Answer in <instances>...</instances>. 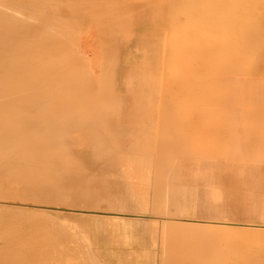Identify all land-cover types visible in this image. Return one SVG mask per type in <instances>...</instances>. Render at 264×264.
Instances as JSON below:
<instances>
[{"label":"bare ground","instance_id":"1","mask_svg":"<svg viewBox=\"0 0 264 264\" xmlns=\"http://www.w3.org/2000/svg\"><path fill=\"white\" fill-rule=\"evenodd\" d=\"M155 1L158 2V5H163L164 11H166V17H165L166 22L163 20L165 22L164 23L165 25L162 30L163 36L161 37L162 38L161 43H163V45L161 44L162 48H159L161 51H163V53L160 52L162 56V58L160 56L161 58L160 61H158V47L152 46V43L154 42L153 39H155L154 37H156L157 33L153 31L154 30L153 28H151L152 31L151 30L147 31L146 29L142 30V27H146V25L148 26L149 21H152V19L149 21L148 19L152 15L153 10L151 11L150 9L152 8L153 5L156 4ZM113 8H116V10L119 9L120 11L121 9H123V11L126 10L125 12L119 11L120 13L123 12V15L124 13L127 14V16L129 15L128 13L132 15H129L130 17L128 16V18L126 17V21L124 19L125 16L123 18L122 15L121 16L119 15V17H121L125 21L124 22L121 20V18L120 20L118 19L117 17L118 15H115L117 12H115L114 14L111 13L114 10ZM95 13H98L97 15L99 16L102 15V17L100 18L97 17V19H100L99 20L100 22H98L100 25V29L95 28V30L99 29L102 32L96 31V33H99V32L102 33L103 39L104 37H106L104 35L105 31L107 32L106 34L109 33V38H108L109 45H107L108 49L105 48L106 55L108 58L106 57L107 59H106L105 65L103 64V66L105 67L104 70L106 71V73L101 74V76L105 75L104 77L102 76V78H104V81L103 82L100 81L101 76L99 78L97 77L98 79L94 77L95 80L99 81V83L97 82L99 85L95 84L96 81L94 82V80H92L93 77H91L92 76L91 73H95L93 74L94 76L97 74L96 72L99 73V71L95 69L96 72H89L88 71L89 69L87 68H90V66L87 67V65L89 64L88 62H90V60L87 61V58L85 57L84 53L82 54L84 57L81 55V53L80 54L76 53L77 50H75L76 48H74L72 45L74 44L73 43L74 40H72L73 38L75 39L74 46L76 45L77 49L79 50L78 52L81 51L80 50L81 47H79V44H76V41L78 40L79 42L80 40L77 38L78 35H74L75 37L72 35L74 31L77 30L78 28L77 24L78 26L79 24H81L80 19L81 20L83 19V23L81 24L83 26L85 23V19L86 18L89 19L88 17L94 15ZM135 13H136V16H135ZM147 14L148 15L150 14V15L147 16ZM153 16L154 15H152L151 18ZM160 17L159 19H161ZM93 18H90L89 22L91 20L93 23V21H95L93 20ZM128 19H129L130 24L132 23L134 19L133 21L134 25L131 28L132 34L130 37L129 36L130 33L127 32L130 38L128 36H127L128 38H126L125 36L123 40L116 33L117 32L116 29L120 30V28H118L119 27L118 25H120V23L118 24V22L122 21L126 23L128 22L127 21ZM98 23H93V24H98ZM87 24H90V23L87 22ZM86 27H90V30L91 28L93 29V27L89 25L88 26L86 25ZM122 27L124 29L125 26L122 25L121 28ZM86 30H88V28H86ZM119 30H118V33H119ZM78 31L79 30L75 31V33L77 34L81 32L83 34L84 29L82 30L81 28L80 31L79 32ZM121 31L122 30H120V32ZM126 31L127 30L125 28L124 32H121V33L124 34ZM155 31H156V28H155ZM91 32H94V31H91ZM81 33H79L80 35L78 37L82 39L83 35L81 36ZM113 33H114V36H112ZM127 33L125 34L127 35ZM158 33H160V31H158ZM99 35L101 36V34ZM93 38H94L93 41H91V38H90V41L93 43V46H96V48L94 47L96 50L97 46H99V44H97L99 40L98 41L96 40L97 41L96 43L94 41L96 39L95 36ZM157 38L159 39V34ZM152 40L153 42L151 43ZM94 42L97 45H94L95 44ZM100 44L102 45V43ZM154 45H156V43ZM72 47L75 51L72 50ZM99 47L102 49L103 46L102 47L99 46ZM89 50L90 49H88V51ZM95 50L92 51L94 52V54L92 53L94 57H95L96 52L98 53V51H100V50L98 51H95ZM78 54L80 55V57ZM98 54H101V53H98ZM101 55H97V57ZM123 55H124V58H123ZM127 55H129L128 60H127ZM104 59H105V56H104ZM102 61L104 60L102 59ZM214 61H216L217 63L215 64ZM84 62H87L85 64L86 66L84 65ZM91 63H93L92 60H91ZM127 64H132V65H127ZM100 72H102V70ZM158 72H159V75L157 74ZM258 73L264 74V0H136L135 2H133V0L132 1L130 0H0V192H1L0 196H2L1 198L6 201V202L4 201L5 202L4 205H6L7 201H9L6 199H10V200L12 199L13 202L17 201L20 203V205L21 203L25 204L29 201L30 202L32 201L34 204L42 205L40 207L47 208L48 210L50 206H44V204L46 205L47 202L51 204H52V201L53 203L55 202L56 207L59 203L62 204V205L59 204V206L61 207H63V204H65L64 206H68L69 204L68 207L70 206L75 207L76 205H78L79 202H83V201L87 202V199H88L87 193L89 192L87 191L88 188L82 190L81 187L83 188L84 185H82L81 187L79 186L80 184H83V182L86 183L90 181L89 177L87 176V173L89 175L90 172H89V169L86 167L87 166L86 162H88L91 159L92 161L97 160L102 163H110L112 166H114V170H113L114 175L116 177L126 180V182L127 180H131V181L134 180L135 182L137 181L141 183L144 189L142 188L140 191V189H138L139 186L137 187L135 186V183H133V181L131 182L133 183V186L137 187L138 189V190L136 189V191L138 192L137 193L136 191H134L135 188L133 187L134 190H132V187H131V190L137 194L136 196L139 195V191L140 193H142L144 192L145 189L147 190V188H148L147 190V195H148L149 186H150L149 184L151 183V181H149L150 179L149 176L152 174V166L154 165V161H155V160L153 162L151 161L153 159L151 156L156 151V153L158 152L161 153V154L156 155V157L158 158L156 160L157 162L159 160L163 161L164 159L170 158V159H173V161H175L174 162L175 166L174 168L170 167V169L172 168L171 170L169 168L164 167V169H168V171L159 170L160 171L159 174H156V173L152 174V176L155 174L153 177L157 178L156 185L154 183L155 180L152 182V184L155 185V188L153 187L152 191L153 189H155L156 192L155 190L154 192L157 196H155L154 198L155 194L153 192L151 200H153V198L156 199V197H159L160 203L157 204L158 201L156 203L155 202L150 203L153 206H155L156 204L158 206L156 205L157 207L155 206L154 207L155 210H154V208L151 209L153 206L150 205L149 210L151 209V212L152 210H154L153 216H155V214L158 216L159 214L162 215V217H164V219L166 220H161L162 222L161 221L160 222L164 223V225L167 223L166 222L168 221L167 219L172 220L171 222H168L170 224L167 223L165 227L173 226V228H175L176 226H179L178 225L179 222L185 219L180 217L183 215L176 214V213L173 214V213L177 211L183 213V211L185 210V202L187 201V198L189 196L187 195V191L190 188L194 187L196 185L195 182L197 181L203 182L205 185L207 184L208 179L212 180V177L210 175H209L210 176L209 178H207L206 175H207V171L209 170L208 168H210L211 164H213L211 167L214 166V162H211V164H208L206 167L205 160L212 159L213 161L216 160L218 162V161H222L223 159L225 165L219 166V168L221 166L223 167V169L220 168V170H218L220 173H221V169L223 170L222 173L223 172L225 173L224 170H226L228 168L227 166L231 164L230 163L229 165H226L227 163L225 162V159L227 157L225 153L227 152V150H225L224 148L225 153L223 152L221 153L222 147L217 148L220 146H224V147L227 146L225 144L219 145L220 140L223 143L230 142L229 146H233L231 145L233 141L232 144H235L237 146L238 152L241 155V159H242L241 161L244 163L243 165L240 164L244 168V172L242 174L246 175L247 180H249V178L251 177L250 174H252L253 176L258 175V173H260L261 169L264 167V152H263L264 151V148H263L264 147V78L263 77L264 76L262 78H258V77L256 78ZM197 75H199V77L195 78ZM97 76H99V74ZM244 90L245 92L243 93ZM110 115H114V118L112 117L113 119L112 121L109 119V117H111ZM133 115H158L160 116L158 117V118H162L161 120L159 119L160 121L156 119L157 116H155V119L159 121L157 122V124L159 123L158 126L161 129L162 135L159 134L160 136L158 137L156 136L157 138L156 137L154 138L153 133H155L154 132L155 129L153 125L155 124V122L152 121L150 117H148V119H146L145 121H141L139 119L134 118ZM177 115H184V117L185 115H191V116L195 115L196 116L194 118L192 117L193 119L191 118V120H188L189 122L186 124L187 127L186 126L185 127H186V131L187 130L191 131V129H195V131L193 130L195 132L194 136L198 138L199 136H197V132H198L197 129L198 128L201 129L199 127L200 121H202L200 125L204 124V122L208 123L209 125H212L214 122V124L210 127V129L208 128L209 130L207 129V127H209V125L207 124L205 126L206 131H203L202 129L200 131H203L205 133L209 131V134L212 133L215 135L216 134L219 135V139L216 136L215 138L214 137L211 138L214 141H210V142L211 143L214 142V145H215L214 146L215 149H213V147L211 148L212 152L211 151L208 152L207 150L206 152L201 151V150L200 152H198V148L197 149L194 147L192 148V152H194V149H196V151L198 152V155L200 156V158L199 156L198 158L201 160V163L198 162L199 166L196 170H193V166L195 164L193 163L194 164L193 165L191 163L193 162L192 160L194 159L193 157L195 155L194 156L191 154L188 155L191 152V150L189 148L185 149L186 146L182 149L178 148V146H181L183 144V141H185L184 140L185 138L181 139L177 137L180 133L178 135H174V134L166 135L167 132H172V130L175 131L174 129L175 128L177 129V127H179L178 120L176 119ZM207 115L209 116L211 115L208 118L210 119L212 118L213 122H211L210 119L209 121L211 123L208 122ZM212 115H214V117ZM215 115H217V118L215 117ZM218 117L221 118V119L219 118V120L221 121L218 120V122L217 121L215 122V120L213 119L217 120ZM226 117H229L227 118L229 121L226 120L227 122L222 120L223 118H226ZM186 118L187 116L185 117V119ZM230 118L231 120L234 118L236 119H234L233 122L229 123L231 121ZM183 119L184 118H182V120ZM246 122L249 124L250 122H252L254 126H252V124L250 125L253 128L251 126H250L251 129H249L250 127H246V126H244L243 128V124ZM158 126H157V129H158ZM245 128L249 130L245 131ZM237 130L239 133L236 132ZM240 132L243 134H240ZM186 133L190 135L189 132H186ZM191 133L194 134L192 131ZM157 134H158V131H157ZM182 134L183 133L181 132V135ZM206 136L207 134L205 135L204 138H207ZM187 138L189 140V137ZM190 139L192 141V136ZM234 140H237V141H234ZM261 143H263L262 144L263 146L261 145ZM75 144H82L81 147L82 146L84 147L75 149L73 148ZM190 144L192 147L191 142ZM108 145L114 146L113 153L105 152V149H106L105 147H107ZM153 145L154 147L156 146L160 150L158 149H157L158 151L153 150L154 152L151 154L148 152L146 153L145 151L146 147L149 148L150 146L152 147ZM151 147L150 149L154 148V147L152 148ZM231 150H232V147H231ZM217 151L220 153H217ZM232 151L229 150L228 153L229 152L231 153ZM231 156L233 155L231 154ZM229 157L230 156H228V158ZM198 158H195V159L198 160ZM156 161H155V166L157 164ZM261 163H263L262 166H261ZM158 164H161V163L158 162ZM234 164L235 163H233V166ZM171 165H173V163ZM190 165L192 169L188 167ZM90 166L92 167V169L93 167L95 168L94 164L93 165L90 164ZM99 166H98V169H99ZM106 166L108 165L106 164L105 167ZM166 166L167 167L170 166L169 163L168 165L166 164ZM100 167L102 169L105 168V167L104 168L102 167V164ZM157 167H161V166H157ZM230 167H232V165ZM77 168L78 169L81 168L80 169L81 171L79 170V172H82V174L84 173V175H82L81 173L80 175H78L79 173H77ZM101 168L99 170H101ZM98 169L93 171V173L98 172L99 174ZM75 170H76L77 176L75 175V172H74ZM107 171L108 170H106V172ZM218 171L216 170V174L219 173ZM101 172L100 174H102ZM191 172L192 173L195 172L194 176L193 174L192 175L190 174ZM235 172L236 171L234 170V173ZM220 173L219 175H221ZM91 174L92 173H90V175ZM100 174L98 176H101ZM189 174L191 176H188V177L193 176L192 182L194 181L195 185H192V186L190 185L189 186L190 188L188 190H187L188 187H186L184 183L182 185V182H179L180 178H179V181H177V183H180L178 185L175 184V182L173 184H170V183L168 184L167 182L168 178H171L172 176H175V177L177 176L181 178L183 177L186 180V177ZM223 176H226V175H223ZM247 176H250V177L247 178ZM101 177H103V175ZM216 178L217 177H215V179ZM185 180L183 179V182ZM188 180L190 179L188 178ZM168 181L171 182L170 180ZM174 181H175V178H174ZM250 181L252 180L250 179ZM212 182H214V180ZM217 182L218 181H216V183ZM11 183H15L16 185L20 184L22 186V188L21 186L19 187L20 192L17 191L19 190V189H16L17 186L16 187L14 186V188L12 186L13 189H11L9 186ZM139 183L137 185H139ZM213 184L214 183H212L211 185ZM220 184L221 183L219 182V185ZM131 185L128 184V186H131ZM87 186L88 185L84 187H87ZM198 186L194 187L196 188L195 191H197ZM141 187L142 186H140L139 188ZM194 188L190 189L189 191L194 190ZM200 188H204V187L200 186ZM208 189L211 190L210 191L211 193H212V190H216V191L218 190V189H213V187L212 188L209 187L207 188V190ZM219 191L221 190L219 189L218 192ZM223 191L225 195V190ZM226 192H231V191L226 190ZM134 193L133 195H135ZM215 193L216 192L213 191V194ZM243 193H248V192H243ZM206 194H207V199L211 198L212 200H214L216 198L217 199L215 200L216 204L217 202L218 204L219 202H221L222 198L220 197V195L223 196V193H221L220 195L216 193V197H214L213 199L212 196L214 195H211L210 197L208 196L209 193L206 192ZM251 194L252 193L250 192V195ZM98 195L99 194H97V196ZM140 195H139L140 200L138 199L139 197L136 200H134L133 197H128V198H125V197L123 198L122 196L114 197V208L116 207V208L121 209L119 211L117 209L115 210L117 212H120L122 211V209L134 208L135 204L138 202L140 203L139 204L140 209H142L141 211L137 209L138 212L141 213L145 211L146 213L148 204H149L146 201H148L150 197L146 199L147 195L145 196V194L143 193H142V197ZM229 195L230 193H228V196ZM261 195H264V194H261ZM2 199L0 201H2ZM194 199L196 200V197L192 198L191 196L190 200H194ZM212 200L211 202L209 200L210 204L213 202ZM222 201H224V199H222ZM86 202L83 204H86ZM149 202H152V201H149ZM209 203H207V205ZM261 204H263L264 206V203H261ZM0 206H3V205L0 204ZM208 206L207 208H210ZM4 207L6 208V206H3V208L1 207L0 209V212L2 210L1 213L5 212V211L3 212V209H5ZM34 207H37V206H34ZM84 207L85 206L83 205V208ZM97 207H98L97 208L98 210L99 207L101 206H97ZM7 208L8 210L11 208L13 213L10 212L8 214L7 212L8 210H6ZM7 208L5 209L6 215L4 214V216H2L3 215L2 214L0 216V264H77L78 262L81 263L82 259L80 257L79 258L81 260L77 261V259L79 258L73 256L77 253L75 250L77 249V245H78L76 243L78 240H76L75 242L74 240H75V236L77 239L82 238L86 244H84L83 241H81V244L89 246V243L87 242V240L89 239H87V237H85L84 235V233L87 231L86 228H83L81 225H77L75 224V222L72 223L73 221L70 222L68 220L69 222L67 223L70 225L69 228H71L69 230V228L67 227L69 232L72 229L74 230V231L72 230L73 234H70V236L74 235V238H73L74 243H72L71 247L74 248L73 244H76L75 250L71 249V247L69 246L71 244L68 245L69 239L72 238L69 236V234H66L68 233V230L67 232H64L66 235L61 234L57 236L58 241L54 240V242L50 244L46 243L47 245H45L44 243L43 246H39L38 248H35L38 246L36 245L37 243H35L34 246H31L34 243L31 244L30 246L28 245L29 243H31L30 242L32 241L31 239H34V237L32 238V235L31 237H29L31 238L29 241H24V239H26L30 233L32 234V231H33L32 228L35 226V224L41 220L40 219L38 221V219H36L32 215V213L30 214V212L35 210V208L32 209V211L31 209L25 210L26 212L23 211L26 215L27 214H29V216L32 215L33 218L37 220V222L34 220L36 223L33 221V223H35L33 226V224H31L32 221L29 224L28 221H30V219L29 220L27 219V223L29 224V226L30 225L32 226L30 229V227L27 225L28 228L30 229L29 232L27 231V229L24 230L23 229L24 227L21 226L22 225L20 223L21 221L19 222V220L24 219V223H26L25 222L26 215L23 214L22 211L21 213L19 212V210H22L25 208L21 207V209L19 208V210H16V208L14 209V207L13 208L7 207ZM44 208L42 209V211H45ZM83 208H80V210H73L67 207L66 208H56V209H58L61 212H63L64 210L69 211L71 213L78 212V214L76 213L74 215H84L83 212L96 213L93 211L95 206L91 207L93 209H90V207H87V206L85 208L86 210H83ZM241 208L244 209V206ZM87 209H90L92 211H87ZM28 210L30 212H28ZM37 210L36 211L39 212L41 209L40 210L37 209ZM42 211L41 213L43 215L44 212ZM35 212H33L35 216L39 214V213L36 214ZM128 212H129V215L133 214L131 211H128ZM18 213L23 214L24 218L16 220L18 218L17 216L20 215V214L18 215ZM120 213H123V212H120ZM62 214L65 215L64 212ZM106 214L113 215V216L117 215L116 217H119L118 215H121V217L125 216L124 214H117V213H112V212L106 213ZM263 214H264V211H263ZM14 215L17 218L14 219L13 218L15 217ZM5 216L8 218L12 216L14 224L12 223L11 220H8ZM32 216H30L29 218H31ZM45 216L42 217V220ZM135 216H138V215H135ZM64 217L62 216L61 220ZM83 217L85 218V216ZM217 218H220V217H217ZM115 219L116 218H114V220ZM135 219H137V217ZM14 220L18 221L19 224L16 223L18 227L19 225L22 227V228H19V231L23 229L25 231V234L26 232H28L25 238L22 237L21 235H20L21 237L19 236L20 234L19 231H18L19 234L12 233L14 229L13 226L17 227V225H15ZM48 220H49V216H48ZM55 220H53V223L55 222ZM51 221L52 220H50V222ZM163 221H165L166 223ZM186 221H192L193 223L181 222L180 228H182L183 226V225L181 226V224H185L183 228H187L185 227L186 225L187 226L189 225V227L190 226L193 227L194 225L195 226L197 225L199 226L198 228L202 226L206 227L207 225V223L203 225L200 224L202 223L201 220L199 221V220H194V219L193 220L188 219ZM44 222L46 223V228H47L49 224H47V221H44ZM44 222H42V224ZM63 222L61 221L59 223L62 224ZM22 223H23V220H22ZM173 223H175V225L177 223L178 224L175 226V225H172ZM210 223L209 225H211L214 231L216 232L217 231L216 229H218L219 227H223L220 224H226L227 222L223 223L220 221L219 222L213 221L214 224H210ZM64 224H66V222ZM24 225L26 226V224H23V226ZM38 225L39 224H37L36 227ZM40 225H39V228H40ZM44 225L45 224H43V227ZM154 225L155 224L152 223V226ZM209 225H207L206 227L208 229V232L206 229L204 230V232L206 231L207 233H209L210 230L213 231V229L209 230V227L211 228V226ZM228 225H229V222H228ZM56 226L55 227L51 226V228L53 227L56 229ZM195 226L193 227L194 228L192 231L193 233L195 230H197V226H196V229H195ZM244 226H247V227L252 226V227L258 228L256 231H258L261 234L262 238L264 237V235H262L264 234L263 225L245 224ZM58 227H61L62 229L61 228L60 229L63 230L64 226L62 227L59 225ZM191 227H190V230L192 229ZM214 227H218V228H214ZM65 228L66 227H64V230L66 231L67 228L66 229ZM153 228H150V232L151 230L153 231ZM159 228H161V226ZM48 229H49V226H48ZM177 229H179V227ZM220 229H222L223 231L224 228H220ZM246 229L248 230V228ZM165 230H167V228ZM242 230H239V231H242ZM253 230L254 229H252L251 231ZM24 231H23V236H24ZM34 231L41 232V229L40 230L38 229L37 231L36 229H34ZM52 231H54V229H52ZM59 231L60 230L58 229V231L56 232L58 233ZM225 231L226 229L222 232V234ZM15 232L17 233V231ZM182 232L180 235H182ZM186 232L187 231H185V233ZM188 232L192 233L189 230ZM43 233L44 232H42V234ZM175 233L176 232H174V234ZM185 233H183L182 239L186 237V234H188V233L186 234ZM195 233L196 234H194V236L197 235V232ZM203 233H201V235ZM219 233H217V236H220V237H218L217 239L223 240L221 238L223 235L221 236ZM238 233L237 231L236 233H234V241H230L232 239L231 236L233 237V234H232L230 236V240L227 242V243L230 242L232 244L233 246V247L231 246L232 248H234V246L239 241H240L239 244L242 245L241 240L243 239V242H245L244 236L246 235L248 236L247 233L245 235L244 230H243L241 232V233H244V235H242L243 238L241 236L242 239L238 241L237 239L240 238V235H241V234L237 235ZM251 233L252 232L249 233L250 236H252ZM149 234H150V240H151V236L153 235L151 233ZM166 234H163V235L166 236ZM213 234L215 235V233ZM34 235L36 236V234ZM201 235H200V238H201ZM214 235H212V237ZM256 235H258L257 232H256ZM171 236L173 237V234ZM188 236L189 237L187 238H191L190 235ZM207 236L208 234L206 236L204 234V237H206V239L207 238L209 239V237ZM236 236H237V239H235ZM52 237H54V235ZM154 237H156V235L152 237L153 240L156 239V238L154 239ZM163 237L159 238V235H158L159 240L161 239L160 243H162V240L164 243L165 240L163 239ZM197 237L198 236H196V238ZM216 237L214 236L213 239L216 240L215 239ZM46 238H49V240L51 239L48 236ZM35 239L37 241V238ZM38 239H39V236H38ZM251 239L253 238L248 239L250 240V242L246 239L249 242L248 244L249 247L251 246V243H254L253 240L251 241ZM80 240H79V244H80ZM209 240H208V243L210 242ZM167 241H169V239H167L165 242ZM154 242L153 241L151 242L152 243L150 244L152 245L151 248H153V246L155 245ZM211 242L213 241L211 240ZM216 242H218V240L213 242L214 245H216L220 249L221 248L223 249L224 247L223 251L224 252L226 251L228 255H230L229 253L231 252L229 250L230 246L227 247L228 246L227 244L225 246L224 244L222 246L217 245ZM172 243H176V242H173L172 240ZM178 243H176L175 245H177ZM181 243H184V242L182 241ZM186 243L184 244L187 245ZM190 243L191 242H189L188 245ZM220 243H224V242L221 241ZM245 243L247 244V242ZM256 243H259L260 245L264 247V244H261V243H264L262 240L259 239ZM162 244H160V246ZM168 244L165 243L164 246ZM170 244L168 245L169 247H170ZM211 244L212 243H210L209 245ZM246 244H244L246 246L245 248H247ZM259 244L257 245L260 246ZM206 245L208 244L206 243ZM244 245L241 246L242 247L241 249H243ZM88 246L82 247V249L84 248L88 249L89 254H88L87 259L89 257L91 258V255H92L90 252L91 248L90 246L88 248ZM164 246L162 245V249H164L163 248ZM192 246H195V245L193 244ZM211 246L212 248L210 250L216 249L215 248L216 246L214 247L213 245ZM169 247H166V248L169 249ZM183 247L184 246L181 245L180 249H183ZM238 247L240 246L237 244V248L234 249L235 252L236 250L240 249V248L238 249ZM251 248L253 249V247H250V250ZM176 249L178 248L176 247ZM192 249L193 248L191 247V250ZM207 249L209 248L207 247ZM227 249L229 250V252ZM241 249L239 250L241 253L237 251L239 252V253L236 252L237 255L235 256L233 255L234 257L231 255V257L229 256L228 258L226 257V254H227L226 252L224 256H223L224 254L223 251L222 252L218 251V252L221 253L219 255H221V257H224V260L227 258V261L226 260L225 261H226V264H228L229 262L234 263L233 260L236 257H238L239 259L241 256V261H243L244 259H247L248 253L246 252L243 255L244 250L242 252ZM256 249H257V246H256ZM260 249L262 248H259V252H261L262 254L263 251H260ZM165 250H163V253H167V251L164 252ZM170 250H169V253L173 252V249H170ZM234 250L232 251V253L234 252ZM177 251H180V250H177ZM177 251L174 250V253H172V256H173L172 258H175L174 256ZM86 252L87 250L84 251V255L86 254ZM152 252L155 253V251H152ZM181 252L183 251H180V253ZM194 252L195 251H193L191 254H193ZM197 252L195 253V255L192 256L193 258L194 256L196 257V254L198 255L200 253V251L199 253ZM215 252H212L213 256L215 255ZM248 252H249V249H248ZM163 253L161 250V254L165 256V254ZM203 253H207V252H203ZM81 255H83V252ZM169 255L166 254V256L170 257ZM180 255L183 256V254H180ZM205 255L206 254H204V256ZM253 255L250 254V257H252ZM263 255L264 254H262L261 256ZM153 256L154 255H152L151 257L153 258ZM163 256H161L160 264H164L168 260V259H165L166 258L165 257L164 259L166 261L164 260L165 261L164 262ZM186 256H183L184 259L186 258V261L183 259L184 260L183 264H185V262H189L191 259L193 260V258L190 259L191 255H189L190 256L188 258L189 261H187L188 259ZM242 256H245L246 258ZM177 257L179 256L177 255ZM177 257L175 258V260L177 259ZM206 257L209 259L208 255ZM254 257L255 256H253V259H256ZM257 257L259 258L258 255ZM82 258L84 259L85 257L83 256ZM231 258L232 259L234 258V259L232 261H228ZM197 259L198 260L200 259L199 256ZM208 259H205V260L206 261L211 260V259L209 260ZM251 259L247 261V263L249 262L248 264H250V261H253ZM95 260L97 261L96 257H95ZM170 260L171 261L169 263L171 264L172 259ZM175 260L173 259V261ZM194 260L192 262H194ZM224 260H221L220 263L224 262L223 264H225ZM259 260L257 259V261ZM180 261H179V264H180ZM217 261H220V260H217ZM235 261H237V259ZM92 262H93V259H92ZM192 262H190V264ZM239 262L240 260H238V263L236 262L235 263L239 264ZM167 263L168 261L166 262V264ZM174 263L175 262H172V264ZM232 263H229V264H232ZM251 263H254V262H251ZM258 263L262 264L260 262ZM241 264L243 263L241 262Z\"/></svg>","mask_w":264,"mask_h":264},{"label":"rangeland","instance_id":"2","mask_svg":"<svg viewBox=\"0 0 264 264\" xmlns=\"http://www.w3.org/2000/svg\"><path fill=\"white\" fill-rule=\"evenodd\" d=\"M130 1H132V0H130ZM136 1V0H135ZM134 0H133V2H135ZM156 2V6L155 5H153L152 6V8L150 9L151 11H152V15H154L153 17H155V18H151V16L149 17V19H148V21L149 20H151L152 19V21H149V24H148V26L146 25V27H142V30L143 29H146L147 31L148 30H151L152 31V29L151 28H153L154 30V32L155 33H157V35H156V37H154L155 39H153L154 40V42L156 43V45H154L155 43L153 42V40L151 41V43H152V46H156V47H158V61H160L161 60V58H162V56H161V53L160 52H162L163 53V51H161L159 48H162V46H161V44L163 45V43H161V40H162V36H163V32H162V30H163V28H164V23L166 22L165 21V17H166V11H164V6L163 5H158V2L157 1H155ZM154 2V3H155ZM132 3V2H131ZM159 4H160V2H159ZM154 6H155V8H154ZM158 8V9H157ZM161 8V9H160ZM114 10H113V12H111V13H115V12H117L115 15H118L117 17H118V19L120 20V18L121 17H119V15L121 16L122 15V17L124 18V16H125V21H126V17L128 18V16L129 15H132V14H130V13H128V12H126V13H128L129 15L127 16V14H125L124 13V15H123V12H125V11H123V9H121V11H123L122 13H120L121 11L119 10V9H117L116 10V8H113ZM156 9V10H155ZM116 10V11H115ZM120 11V12H119ZM155 12V13H154ZM159 12H160V14H159ZM119 13V14H118ZM98 13H95L94 15H92V16H90V17H88L89 19L90 18H93V20H95V21H93V23H98V22H100L99 20L100 19H97V17L98 18H100V17H102V15L101 16H99V15H97ZM97 15V16H96ZM150 15V14H149ZM148 14H147V16H149ZM161 17H160V16ZM104 16V15H103ZM135 16H136V13H135ZM157 16V17H156ZM163 16H164V18H163ZM130 17V16H129ZM159 17L162 19V21H161V19H159ZM135 18V17H134ZM148 18V17H147ZM89 19H85V23H84V28H83V26L81 25L82 23H83V19L81 20L80 19V22H81V24H79V26H78V24H77V30H79L80 31V29L82 28V30L84 29V31H83V34L81 33V32H79V33H81V36L83 35V37H82V39L80 38V37H78L80 34L79 33H75V31H77V30H75V28H76V26H75V28H74V33H73V35L72 36H74V35H78L77 36V38L78 39H80L79 40V42H78V40L76 41V44H79V47H81L80 48V52H78L79 50L77 49V47H76V45L74 46V44H75V39H73L72 38V40H74L73 41V43L74 44H72L73 45V47L74 48H76L75 50H77L76 51V53H81V55L84 53L85 54V57L87 58V61L88 60H90V62H88L89 64L87 65V67H89L90 66V68H87V69H89L88 71L89 72H96L95 71V69H97V71H99V73L98 72H96L97 74L96 75H94L93 76V74H95V73H91V77H93L92 78V80H94V82H95V84H97V85H99L98 83H99V81L98 80H95L94 79V77L96 78V79H98L100 76H101V74H105L106 73V71L104 70L105 69V67L103 66V64L105 65V62H106V59L108 58L107 57V55H106V50H105V48L106 49H108V47H107V45H109V33L108 34H106L107 32L105 31V33H104V31H103V33H104V35L106 36V37H104V39H103V35H102V33H100V32H102L101 30H99L100 29V25H99V23L98 24H93L92 23V21L90 20V22H89ZM121 20L122 21H124L122 18H121ZM158 20V21H157ZM97 21V22H96ZM118 22V24L120 23V25L122 26H125L124 27V29H123V27L121 28V26L120 25H118L119 27L118 28H120V30H122L121 32H124V30H125V28H126V32L125 33H130V37H131V34H132V26L134 25V19H133V21H132V23L130 24L129 23V19L127 20L128 22H126V23H124V22ZM87 22L88 23H92L91 25L90 24H87ZM129 23V24H128ZM155 23H156V25H155ZM88 26H91V27H93V29L91 28V30H90V27H86V25ZM117 25H116V27H117ZM154 25V26H153ZM81 26V27H80ZM150 26V27H149ZM73 27H74V25H73ZM86 28H88V30H86ZM95 28H99L98 30L96 29L95 30ZM155 28H156V31H155ZM118 30L119 29H116V33L120 36V38H122L123 40H124V37L126 36V38H128L129 36H128V33H127V35L125 34H123V33H121L120 32V30H119V33H118ZM87 31V32H86ZM91 31H94V32H91ZM96 31H100L99 33H96ZM158 31H160V33H158ZM85 32V33H84ZM161 32H162V34H161ZM95 33V34H94ZM94 34V35H93ZM99 34H101V36L99 35ZM121 34H122V36H121ZM158 34H159V39L157 38L158 37ZM124 35V36H123ZM95 36V42L97 43V41L99 40V42L97 43V44H99V46H103L102 47V49L99 47V46H97V49L95 50V48H96V46H93V43L91 42V41H93V37ZM100 36V37H99ZM112 36H114V33L112 34ZM128 36V37H127ZM75 37V36H74ZM129 37V38H130ZM90 38H91V41H90ZM100 38V39H99ZM102 38V39H101ZM125 38V39H126ZM157 38V39H156ZM108 39V40H107ZM97 40V41H96ZM130 40V39H129ZM159 40H160V42H159ZM108 41V42H107ZM94 42V43H95ZM106 44H105V43ZM92 43V44H91ZM94 44V45H97V44ZM100 43H102V45L100 44ZM160 43V44H159ZM161 47H160V46ZM91 46H93V47H91ZM105 46V47H104ZM73 47H72V50H74L73 49ZM95 47V48H94ZM98 47H99V49H98ZM94 48V49H93ZM84 49V50H83ZM88 49H90L89 51H91V52H89L88 51ZM74 50V51H75ZM98 51V50H100V51H98V53H101V54H98L97 52H96V54L97 55H101V56H98L97 57V55L95 54V57H97V58H95L94 56H93V54H94V52H92V51ZM160 50V51H159ZM83 51V52H82ZM104 51H105V53H104ZM93 53V54H92ZM159 53H160V55H159ZM78 54V55H79ZM92 54V55H91ZM83 56V55H82ZM104 56H105V59H104ZM129 55H127V60L129 59V57H128ZM160 56H161V58H160ZM79 57H80V55H79ZM84 57V56H83ZM92 57V58H91ZM102 57V58H101ZM107 57V58H106ZM98 58H100V59H98ZM123 58H124V55H123ZM83 59V58H82ZM85 59V58H84ZM102 59L104 60V61H102ZM91 60H92V62L93 63H91ZM83 61V60H82ZM87 62H84V65L86 64ZM91 63V64H90ZM214 63L216 64L217 62L216 61H214ZM127 65H132V64H127ZM158 65V64H157ZM86 66V65H85ZM94 67V68H93ZM99 67V68H98ZM104 67V68H103ZM160 68V67H159ZM93 69V70H92ZM99 69V70H98ZM102 70V72H100ZM156 70H158V69H156ZM160 70V69H159ZM105 71V72H104ZM99 74V76H97ZM158 75H159V72L157 73ZM103 77L105 76V75H102ZM102 76H101V79H100V81L101 82H103L104 81V78H102ZM264 76V74H262V73H258V75L256 76V78L258 77V78H262ZM98 77V78H97ZM199 77V75H197L195 78H198ZM159 78V77H158ZM264 78V77H263ZM159 81V80H158ZM98 82V83H97ZM101 82H100V84H101ZM247 91V90H246ZM245 92V90L243 91V93ZM245 106V105H244ZM111 117H109V119L112 121L113 119H112V117L114 118V115H110ZM155 116H157V120H161L162 118H158V117H160V116H158V115H133V117L134 118H136V119H139V120H141V121H145L146 119H148V117H150L151 118V120L152 121H154L155 122V124L153 125L154 126V132L155 133H153L154 134V138L157 136H160V135H162V133H161V129H160V127L158 126V124H157V122H159V121H157L156 119H155ZM178 116H180V117H182V118H184L183 120H182V118H180V117H178ZM187 116V118L185 119V117ZM189 116V117H188ZM191 115H185V117H184V115H177L176 116V119L178 120V126L180 127H177V129L175 128L174 130L175 131H173L172 130V132H167L166 133V135H178L179 133V135L177 136V137H179V138H181V139H183V138H185L184 140L185 141H183V144L181 145V146H178V148H184L185 146V149H187V148H189L190 150H191V152L188 154V155H195L193 158V162H191L194 166H193V170H196L197 168H198V166H199V163H201V160L199 159L200 158V156L198 155V152H200V150L201 151H205L206 152V150L208 151V152H210L211 151V148L213 147V149H215L214 148V142L213 143H211L210 141H214L213 139H211V138H215V136L219 139V135L218 134H212V133H210L209 134V129H210V127L214 124V122L212 121V118L210 119V118H208V117H210L209 115H207V119H208V122H210L209 121V119L211 120V122H213V124L212 125H209L208 123H205L204 122V124H201L200 125V123L202 122V121H200V123H199V127L203 130V131H206V129H205V126L208 124L209 125V127H207V133H205V132H203V131H200L201 129H197V131L199 132H197V136H199V138L198 137H196V136H194L195 135V129H191V131L194 133V134H192L191 133V131H189V130H187L186 131V124L189 122L188 120H191V118L193 117H196L195 115H192L191 117H190ZM205 116V115H204ZM213 117H214V115H212ZM140 117V118H139ZM163 117V116H162ZM215 117L217 118V115H215ZM234 117V116H233ZM192 118V119H193ZM219 118L220 117H218V119L216 120V119H213V120H215V122L217 121L218 122V120H219ZM221 118H222V116H221ZM220 118V119H221ZM227 118H229V117H226V118H223L222 120L223 121H226V120H228ZM205 119V118H204ZM206 119V120H207ZM234 119H236V118H234ZM234 119H232L231 120V118H230V122L229 123H231V122H233V120ZM185 120V121H184ZM201 120H203V119H201ZM219 121H221V120H219ZM229 121V120H228ZM114 122V121H113ZM210 122V123H211ZM227 122V121H226ZM248 122V121H247ZM244 123L243 124V128H244V126H246V127H250L251 125L250 124H252V126H254V124L252 123V122H250V124L249 123ZM181 124V125H180ZM157 126H158V129H157ZM186 126V127H185ZM202 126V127H201ZM204 126V127H203ZM251 126V127H252ZM185 127V128H184ZM251 127L249 128V129H251ZM178 128H179V130H178ZM253 128V127H252ZM157 129V130H156ZM160 129V130H159ZM182 129V130H181ZM188 129V128H187ZM249 129H247V128H245V131L246 130H249ZM180 130H181V132L183 133L182 135H181V132H180ZM186 132H189L190 133V135L188 134V133H186ZM194 130V131H193ZM236 130V129H235ZM234 130V131H235ZM239 130H240V128H239ZM242 130V129H241ZM244 130V129H243ZM157 131H158V134H157ZM160 131V132H159ZM236 132H238V130L236 131ZM241 132H243V131H241ZM240 132V134H243V133H241ZM205 133V134H204ZM239 133V132H238ZM238 133H236V134H238ZM157 134V135H156ZM160 134V135H159ZM199 134V135H198ZM207 134V138H204L205 137V135ZM235 134V133H234ZM212 135H214V136H212ZM182 136V137H181ZM191 136H192V141H191ZM210 136H212V137H210ZM105 137V136H104ZM156 137V138H157ZM187 137H189V140H188V138ZM193 137H195V138H193ZM152 138V137H151ZM211 139V140H209V139ZM195 139H196V141H195ZM199 139V140H198ZM201 139V140H200ZM217 139V140H218ZM188 140V141H187ZM194 140V141H193ZM198 140V141H197ZM209 140V141H208ZM200 141V142H199ZM202 141V142H201ZM216 141V140H215ZM234 141H237V140H234ZM187 142V143H186ZM190 142L192 143V147H191V144H190ZM220 143H219V145H223V144H225V145H227V146H220V147H217V148H221L222 147V150H221V153L223 152V153H225V150H227V152L225 153L226 155H227V157H226V159H225V162L227 163L226 165H229L230 163V165L229 166H227L228 168L226 169V170H224L225 171V173L223 174L222 173V169H223V167L221 166L220 168H222L221 169V173L218 171V170H220V168H219V166L220 165H225L224 164V161H223V159H222V161H216L215 159V161H213L212 159L210 160H205L206 162V164H205V166L207 167V165L208 164H211V162H214V168L213 167H211L213 164H211V166H210V168H208L209 170L207 171V178H209L210 176L212 177V180L211 179H208V182H207V184H205L204 185V183L203 182H200V181H197V182H195L196 183V185H195V183H194V181L192 182V179H193V176H194V173L195 172H191L190 174L192 175L193 174V176L192 177H188V176H191L190 174L189 175H187V177L190 179V180H188V178L186 177V176H184V177H186V180H185V178H181V177H175V176H170L171 178H173V179H171V178H168V180H170L171 182H169L168 180H167V182H168V184L170 183V184H173L174 182H175V184H180V183H177V181H179V178H180V181L179 182H182V185H183V183H184V185L186 186V187H188L187 188V190L190 188L189 186L191 185H195L196 187L198 186V184H199V186H198V188H197V191H195V189L196 188H194V187H192V188H194V190H191V191H189L190 189H192V188H190L188 191H187V195H189L188 196V198H187V201L185 202V210L183 211V213H181V212H179V211H177V212H174L173 214H181V215H183V216H180V217H182V218H184L185 220H181L180 222H179V226H176L175 225V223H173L172 225H175L174 227L176 228V230H175V228H173V226H171V227H165V225L168 223V222H171L172 220H170V219H167L168 221H163V222H165L166 224L164 225V223H161L162 221L161 220H166V219H164V217H162V215H160L159 214V216L158 215H156L155 214V216H153V214H154V210H155V206L157 205V204H159L160 203V198L159 197H156V199H154L155 198V196H157L156 194H155V192H156V190L155 189H153V191H152V188L154 187L155 188V185H156V177H153L152 176V174L153 173H156V174H159V170H163V171H168V169H164V167H166V168H169L170 169V167H173L174 168V166H175V161H173V159H170V158H168V159H164L163 161L162 160H159L158 162L159 163H161L162 164V162H163V164L161 165V164H158V162L156 161L158 158L156 157V155L157 154H161L160 152H158V153H156V151L155 150H157L158 148L155 146L154 147V145L152 146V147H154V148H152L151 146V148L152 149H150V147L148 148V147H146V153L148 152V153H153L154 151V155L152 154V162L155 160L156 161V166H155V161H154V165L152 166V174L149 176V181H151V183L148 185L149 186V191H148V195H147V190H148V188H147V190L145 189L144 190V192H142L143 194H145V196L147 195V197H146V199H148L149 197V199H148V201H146V202H148L149 204H148V208H147V211H146V213H145V211L144 212H138V210H142V209H140V203H136L135 204V207L134 208H129V209H122V211H120V212H123V213H120V212H117L115 209H117L118 211L119 210H121V209H119V208H114V197H117V196H122L123 198L125 197V198H128V197H133L134 198V200H136L138 197H139V195L142 197V193H140V191H141V189L143 188V185L141 184V183H139V182H135L134 180H132L133 181V183H135V186H142L141 188H139L138 187V189H140V191H139V195L138 196H136L137 194L136 193H134V191H136V189H137V187H135V186H133V183H131L132 181L131 180H127V182H126V180H124V179H122V178H119V177H116L115 175H114V166H112L110 163H102V162H99V161H97V160H93L92 161V159L91 160H89L88 162H86L87 163V168L89 169V172L90 173H92L91 175H90V173H89V175H88V173H87V176L89 177V179H90V181L89 182H83V184H80V186L79 187H81L82 185H84V186H86V185H88L87 187H84L83 186V188L81 187V189L83 190V189H86V188H88V190L87 191H89L88 193H87V196H88V199H87V202L86 201H83V202H79L78 203V205H76L75 207L73 206V207H68L69 206V204H68V206H64L65 204H63V207H61V206H59V204L60 205H62L61 203H59L58 205H57V207H56V204H55V202L53 203V201H52V204L51 203H48L47 202V204L45 205L44 204V206H50V208H48V210H47V208H44V207H40V206H42V205H39V204H34L32 201V204H31V202L29 201V202H27V203H25V204H23V203H21V205H20V203L19 202H17V201H14L13 202V200L11 199H6V200H9V201H7V204L6 205H4L5 204V200L4 199H2L1 197L2 196H0V200L2 199V201H0V204L1 205H3V206H6V208L7 207H14V209L16 208V210H19V208L21 209V207L22 208H25V209H22V210H19V212L21 213V211H22V213L23 214H25L24 212H26L25 210H27V209H31V211H32V209H34L35 208V210H33L32 212H30L29 210H28V212H30V214L32 213V215L36 218V219H38V221L39 222H37V220H35V218H33V216L32 215H30V216H32L31 218H29L30 216H29V214H25L26 215V219H25V222L26 223H24V219H21V218H24L23 217V214H20V213H18V215L20 216H15V217H13L14 219L15 218H17L16 220H18V219H21V220H19V222L22 224L21 226L22 227H24L23 229L25 230V229H27V231L29 232L30 231V229H31V225L29 226V224L31 223V221H32V223L31 224H33V226H34V224H35V226L32 228V234L30 233L29 234V236H27V234H28V232H26V234H25V231L22 229V230H20L19 231V228H22L20 225H19V227H18V225L17 224H19L18 223V221H15L14 220V222H15V225H17V227H18V229H17V227L15 226H13V231L15 230V231H17V233L14 231H12V233H14V234H19V232H20V234H19V236L21 235L22 237H26L27 236V240L26 239H24V241H29L31 238H29V237H31V235H32V238L34 237V239L35 238H37V241H36V239L34 240V239H31L32 241H30L31 243H29L28 245L30 246L31 244H33V245H31V246H34L35 245V243H37L36 245H38L37 247H35V248H38L39 246H43L44 245V243H45V245H47V244H50V243H52V242H54V240L55 241H58V239H57V236L58 235H61V234H64V235H66V234H69V236H70V234H73V231L71 232H69V230L71 229V228H69V224L67 223V222H71V221H73L72 223H74L75 222V224H77V225H81L83 228H86L87 229V231L84 233V235H85V237H87V239H89V240H87V242L89 243V246H90V252H91V258L89 257L88 259H87V257H88V249H86V248H84V249H86L87 250V252H86V256L84 255V251H86V250H84V249H82V247H87L88 245H84V244H86L85 242H84V240L82 239V238H79V239H77L76 238V236H75V240L73 239L74 238V235L72 236H70V237H72L71 239H69V241H68V245L69 244H71V245H69L70 247L72 246V243H74L76 240H78L76 243L79 245H77V249H76V244H73L74 246V248H72L71 247V249H73V250H75L77 253L75 254V255H73L74 257H80L81 259H82V261L85 263V264H97L98 262V264H160L161 263V256H163L162 254H161V250H162V253H163V250H165L164 252H166L167 251V253H163V254H165V256H163V261L165 260V259H168L167 261H168V263L167 264H170L169 262L171 261L170 259H172V262H175L174 264H179V261H180V259L183 257V256H186V254H187V252H188V254H187V259L190 257L189 255H191V257H190V259L191 258H193L192 256L193 255H195V253L199 250L200 251V253H199V251L197 252V253H199L198 255L196 254V257L194 256V258H195V260H194V258H193V260H194V262H192L193 260L191 259L190 261H189V259L187 260V261H189V262H185V264H190V262H192V263H194V264H196V262H197V264H223V263H220L221 262V260H224V257H221V255H219V254H221L220 252H218V251H221V249L220 248H218L216 245H214V241H217L218 240V242H216V244L217 245H223L224 244V246L227 244L228 246L227 247H231L232 246V244L229 242V243H227L229 240H230V236L233 234V237L231 236V240L230 241H234V233H236V231H237V233L238 232H240V233H238L237 235H239V234H241L240 235V238H238L237 239V236H236V238L235 239H237L238 241L240 240V239H242L243 238V236L242 235H244V233H245V235H246V233L248 234V236L246 235V236H244V241L245 242H247V244L245 243V242H243V239L241 240V243H242V245L241 244H239V242L237 243L240 247H238V249L240 248H242L241 246H243L244 244H246L247 245V248H245L246 246L244 245V247H243V249H241V251L243 252V250H244V248H245V250H244V253H243V255L247 252L248 253V257H247V259H244L243 261H241V256H240V258L238 259V257H236L234 260L231 258V259H229L228 261H234V263L236 262V263H238V260H240V262H239V264H241V262L243 263V264H248L247 263V261H249L251 258V260H253V261H250V264H259L258 262H260V263H262V264H264V258H263V256H261L262 254H264V247L262 246V245H260L259 243H256L259 239L260 240H262L263 242H264V237L262 238V236H261V234L258 232V231H256L258 228H256V227H252V226H249V227H247V226H244L245 224H253V225H263L264 226V214H263V211H264V206H263V204H261V203H264V195H261V194H264V167L261 169V171H260V173H258V175H252V174H250L251 175V177L250 176H247V178H249V180H247L246 179V175L245 174H242L243 172H244V168L242 167V165L244 164L241 160V155H240V153L238 152V149H237V146L235 145V144H232L233 143V141H232V143H231V145H233V146H229L230 145V142H226V143H223L221 140L219 141ZM195 143H197V144H195ZM203 143V144H202ZM218 143V142H217ZM211 144V145H210ZM263 143H261V145H262ZM81 145L82 144H75L74 146H73V148H75V149H78V148H80L81 147ZM197 145V146H196ZM201 145V146H200ZM213 145V146H212ZM199 146V147H198ZM205 146V147H204ZM217 146V145H216ZM263 146V145H262ZM82 147H84V146H82ZM81 147V148H82ZM113 147L114 146H107V147H105L106 149H105V152H108V153H113L114 152V149H113ZM198 148V152L196 151V149H194V152H192V148ZM230 147V148H229ZM231 147H232V150H231ZM209 148V149H208ZM224 148H225V150H224ZM229 148V149H228ZM262 148V147H261ZM264 148V147H263ZM262 148V149H263ZM260 149V148H259ZM109 150V151H108ZM154 150V151H153ZM158 150H160V149H158ZM157 150V151H158ZM232 151L230 154L228 153V151ZM216 151V150H215ZM214 151V152H215ZM219 151V150H218ZM217 151V153H220V152H218ZM263 151V150H262ZM212 152V151H211ZM234 152V153H233ZM264 152V151H263ZM231 154L233 155V156H231ZM159 156V155H158ZM175 156V155H174ZM197 156V157H196ZM198 156H199V158H198ZM228 156H230L229 158H228ZM231 157H232V159H231ZM239 157H240V159H239ZM195 158H198V160L197 159H195ZM196 160V161H195ZM236 160V161H235ZM93 163H92V162ZM239 161H240V163H239ZM199 162V163H198ZM210 162V163H209ZM215 162H217V163H215ZM261 162H263V161H261ZM98 163V164H97ZM168 163H169V165L170 166H166V164L168 165ZM173 163V165H171ZM190 163V164H191ZM233 163H235L234 164V166H233ZM237 163V164H236ZM90 164L91 165H93L94 164V166H95V168L93 167V169H92V167L90 166ZM97 164V165H96ZM101 164H102V167L104 168L105 167V165L107 164L108 166H106L105 168H106V170H108L107 172H106V170H105V168L104 169H102L100 166H101ZM183 164V163H182ZM187 164H189V163H187ZM187 164H186V166H187ZM240 164H242V165H240ZM100 165V166H99ZM232 165V167H230ZM263 165V163H261V166ZM98 166H99V169L101 168V170H99L98 169ZM156 168H155V167ZM157 166H161V167H157ZM197 166V167H196ZM208 166V167H209ZM240 166V167H239ZM58 167H60V166H58ZM90 167H91V169H90ZM153 167H154V169H153ZM188 167H190V169H192V167H191V165L190 166H188ZM235 167V168H234ZM108 168V169H107ZM213 170H212V169ZM239 168H241V169H239ZM81 168H77V173H79L78 175H80V173L82 174V172H79V170H80ZM83 169V168H82ZM99 170V174H100V172L103 170L104 171V173H103V171L101 172L102 174H100L101 176L103 175V177H105V178H103V177H101V176H98L99 174H98V172L97 173H93V171H95V170ZM172 169V168H171ZM170 169V170H171ZM189 169V170H190ZM231 169V170H230ZM237 169H238V171H237ZM216 170L222 175H219V173H217L216 174ZM234 170L236 171L235 173H234ZM239 170H240V172H239ZM81 171V170H80ZM110 171H112V172H110ZM156 171V172H155ZM192 171V170H191ZM211 171V172H210ZM231 171H233V172H231ZM75 172V175L77 176V173H76V170L74 171ZM106 172V173H105ZM214 172V173H213ZM253 172V171H252ZM86 174V173H85ZM94 174V175H93ZM96 174V175H95ZM98 174V175H97ZM212 174V175H211ZM217 176H216V175ZM235 174V175H234ZM82 175H84V173L82 174ZM210 175V176H209ZM223 175H226V176H223ZM91 176V177H90ZM94 176V177H93ZM220 176H221V178H220ZM232 176H233V178H232ZM97 177V178H96ZM100 177V178H99ZM152 177V178H151ZM213 177H214V179H213ZM215 177H217L218 178V180H217V178L215 179ZM87 178V177H86ZM94 180H93V179ZM106 178H108V179H106ZM174 178H175V181H174ZM106 179V180H105ZM182 179V180H181ZM183 179L185 180L184 182H183ZM233 179V180H232ZM250 179L252 180V181H250ZM263 179V180H262ZM155 180V185L154 184H152V182ZM188 180V181H187ZM210 180V181H209ZM214 180V182H212ZM232 180V181H231ZM216 181H218L217 183H216ZM244 181V182H243ZM18 182V181H17ZM186 182V183H185ZM219 182L221 183L220 185H219ZM233 182V183H232ZM132 185H131V184ZM139 183V185H137ZM202 183H203V185H202ZM209 183V184H208ZM212 183H214L213 185H211ZM12 184V185H11ZM9 186H10V188L11 189H13L14 188V186L16 187V189H19V190H17L18 192H20V184L19 185H16L15 183H11ZM14 184V185H13ZM128 184L129 185H131V186H128ZM187 184V185H186ZM98 185V186H97ZM151 185H152V187H151ZM12 186H13V188H12ZM200 186L202 187H204L205 188V190H204V188H200ZM205 186H207V187H205ZM263 186V187H262ZM104 187V188H103ZM131 187H132V190H134L133 189V187L135 188V190L134 191H132L131 190ZM212 188L213 187V189H220L221 191H223V190H225V195H224V191L223 192H221V191H219L218 192V190L216 191V190H212V193L210 192L211 190L210 189H208L207 190V188ZM21 188H22V186H21ZM92 188V189H91ZM107 188V189H106ZM151 188V189H150ZM248 188V189H247ZM263 188V189H262ZM80 189V188H79ZM137 189V190H138ZM144 189V188H143ZM223 189V190H222ZM154 190H155V192H154ZM226 190H229V191H231V192H226ZM95 191H96V193H95ZM98 191V192H97ZM101 191V192H100ZM152 191V192H151ZM204 191H206L207 193H209L208 194V196H210L211 197V195H214V196H212L213 197V199H214V197H216V193L217 194H219L220 192L221 193H223V196L222 195H220V197L222 198V199H224V201H222V199H221V202H219V204H218V202H217V204H216V201L215 200H217L216 198L214 199V200H212L210 197H208V198H210V199H207V194H206V192H204ZM213 191H215L216 193L215 194H213ZM233 191V192H232ZM137 192V191H136ZM154 192V198H153V200H151L152 198V193ZM192 192V193H191ZM243 192H248V193H243ZM250 192L252 193L251 195H250ZM84 193V192H83ZM122 193V194H121ZM133 193L135 194V195H133ZM138 193V192H137ZM150 193H151V195H150ZM211 193V194H210ZM228 193H230V195H232V196H228ZM254 193V194H253ZM0 194H1V192H0ZM97 194H99L98 196H97ZM196 194H197V196H196ZM84 195V194H83ZM86 195V194H85ZM105 195V196H104ZM200 195V196H199ZM5 196V195H4ZM191 196H192V198L194 197H196V200L194 199V200H190L191 199ZM206 196V197H205ZM110 197V198H109ZM202 197H203V199H202ZM224 197V198H223ZM231 197V198H230ZM145 198V197H144ZM229 198V199H228ZM139 200H140V197L138 198ZM159 199V200H158ZM189 199V200H188ZM232 199V200H231ZM93 200V201H92ZM111 200V201H110ZM138 200V201H139ZM156 200V201H155ZM200 200V201H199ZM209 200H210V202H211V200L213 201L211 204L209 203ZM5 201V202H4ZM149 201H152V202H149ZM158 201V203L155 205V206H153V205H151L150 203H153V202H157ZM193 201V202H192ZM202 201H204V202H202ZM215 201V202H214ZM219 201H220V199H219ZM251 201H252V203H251ZM86 202V204H83V203H85ZM112 202V203H111ZM175 202V201H174ZM224 202V203H223ZM15 203V204H14ZM101 203H103V204H101ZM111 203V204H110ZM189 203H191V204H189ZM197 203V204H196ZM202 203H203V205H202ZM207 203H209L210 205H211V207H210V205L208 206L207 205ZM243 203V204H242ZM28 204V205H27ZM34 204V205H33ZM67 204V203H66ZM105 204V205H104ZM31 205V206H30ZM55 205V206H54ZM83 205L85 206L84 208H83ZM110 205V206H109ZM150 205L151 206H153L151 209H153L154 208V210H152V212H151V209L149 210V207H150ZM196 205V206H195ZM214 205V206H213ZM216 205H217V207H216ZM221 205V206H220ZM247 205V206H246ZM3 206H0V209H1V207L3 208ZM20 206V207H19ZM34 206H37V207H34ZM51 206H53V207H51ZM79 206V207H78ZM81 206V207H80ZM86 206L87 207H90V209H93V208H91V207H94L95 206V210L93 209V211L94 212H96V213H89V212H83V214L84 215H74V214H78V212H74V213H71V212H69V211H63L64 213H65V215L64 214H62L63 212H61V211H59L58 209H56V208H69V209H73V210H80V208H83V210H86L85 208H86ZM97 206H101V207H99V209L97 210ZM158 206V205H157ZM156 206V207H157ZM207 206L208 207H210V208H207ZM244 206V209L243 208H241V207H243ZM33 207V208H32ZM247 207V208H246ZM252 207V208H251ZM259 207V208H258ZM263 207V208H262ZM5 208V207H4ZM5 208V209H6ZM18 208V209H17ZM44 208V210L45 211H42V209ZM79 208V209H78ZM206 208V209H205ZM247 210H246V209ZM258 208V209H257ZM5 209H3V212L4 213H1L2 212V210H1V212H0V216L2 215V216H4V214L6 215V210H8V208L5 210ZM37 209H41L39 212H37L38 210ZM50 209H52V210H50ZM58 210V211H56V210ZM90 209H87V211H92V210H90ZM106 209V210H105ZM138 209V210H137ZM207 209H209V210H207ZM263 209V210H262ZM37 210V211H36ZM82 210V209H81ZM127 210V211H126ZM149 210V211H148ZM207 210V211H206ZM218 210V211H217ZM24 211V212H23ZM36 211V212H35ZM41 211L42 212H44L43 213V215H42V213H41ZM106 211V212H105ZM110 211V212H109ZM114 211V212H113ZM128 211H131L133 214H131V215H129V212ZM173 211H175V210H173ZM247 211V212H246ZM262 211V212H261ZM8 214L10 213V212H12V209L10 208L8 211ZM17 212V211H16ZM33 212H35L36 214H38V215H36L35 216V214L33 213ZM48 212V213H47ZM117 213V214H124L125 216H127V217H129V218H127V217H121V215H118L119 217H116V216H113V215H108V214H106V213ZM126 212V213H125ZM179 212V213H178ZM13 213V212H12ZM47 213V214H46ZM50 213V214H49ZM104 213H105V215H104ZM260 213H262V214H260ZM68 214V215H67ZM87 214V215H86ZM93 214V215H92ZM100 214V215H99ZM138 215V216H135V215ZM140 214V215H139ZM147 214V215H146ZM12 215V214H11ZM24 215V216H25ZM40 215H42V216H40ZM46 215V216H45ZM66 215H67V217H66ZM102 215V216H101ZM27 216H29V217H27ZM43 216H45L44 218H43V220H42V217ZM48 216H49V220H48ZM62 216L66 219V221H65V219L63 218L62 220H61V218H62ZM83 216H85V218L83 217ZM108 216V217H107ZM134 216V217H133ZM161 216V217H160ZM179 216V215H178ZM6 217V216H5ZM5 217H3V218H5ZM8 217H9V215H8ZM8 217H6L8 220H11L12 221V223H13V218H12V216L10 217V218H8ZM53 217V218H52ZM86 217H87V219H86ZM132 217V218H131ZM137 217V219H135ZM139 217V218H138ZM151 217V218H150ZM203 217V218H202ZM217 217H220V218H217ZM223 217V218H222ZM12 218V219H11ZM114 218H116L115 220H114ZM118 218H119V220H118ZM131 218V219H130ZM143 218V219H142ZM239 218V219H238ZM27 219L29 220L30 219V221H28V223H27ZM32 219V220H31ZM45 219H47V220H45ZM56 219V220H55ZM153 219V220H152ZM157 219H159V220H157ZM201 220V222L202 223H200V222H198V223H200V224H206L207 223V225H209V223L210 222H212V223H210V224H214L213 223V221L214 222H223V223H226V224H220V225H222L223 227H214V228H218V229H216L217 231L215 232L214 231V229H213V227L211 226V225H209V226H211V228L209 227V230L210 229H213V231L212 230H210V232L209 233H207L208 232V229L206 228L207 227V225H206V227H200V228H198L199 226H197V230H195L194 231V233L192 232L193 231V227L195 226H193V227H191L192 229L190 230V227H189V225L187 226H185V227H187V228H183V226L185 225V224H181V226H182V228H180V223L181 222H190V223H193L192 221H186V220ZM22 220H23V223H22ZM36 222H35V221ZM50 220H52L51 222L53 223V220H55V222L53 223V224H55V225H53L51 222H50ZM59 220V221H58ZM63 222V220H64V222L62 223V224H64L65 222H66V224H64V225H62V224H60L59 222H61V221ZM69 220V221H68ZM152 220V221H151ZM156 220V221H155ZM208 222H207V221ZM238 220V221H237ZM261 220V221H260ZM33 221L35 222V223H33ZM44 221H47V224H49L48 226H49V229H48V226H47V228H46V223L44 222ZM58 221V222H57ZM86 221V222H85ZM108 221H109V223H108ZM115 221H116V223H115ZM118 221V222H117ZM121 221V222H120ZM151 221V222H150ZM161 221V222H160ZM177 221H179V220H177ZM42 222H44L43 224H45L44 225V227H43V224H42ZM48 222H50V223H48ZM113 222V223H112ZM157 222V223H156ZM228 222H229V225H228ZM17 223V224H16ZM58 223H59V225L60 226H64V227H68L69 228V230H68V228L66 229V231L64 230V227H63V230H61L62 228L61 227H58L59 225H58ZM71 223V224H72ZM79 223H81V224H79ZM119 223V224H118ZM152 223L153 224H155L154 226H152ZM238 223V224H237ZM240 223V224H239ZM245 223V224H244ZM14 224V223H13ZM23 224H26V226L24 225L23 226ZM37 224H41L40 225V228H39V225L36 227V225ZM56 224H57V226H56ZM108 224V225H107ZM113 224V225H112ZM156 224H157V226H156ZM168 224H170V223H168ZM30 227V229L28 228V226ZM65 225H67V226H65ZM88 225V226H87ZM150 225H151V227H150ZM241 225H243V226H241ZM51 226H56V229L55 228H51ZM81 226H79V227H81ZM86 226V227H85ZM107 226V227H106ZM111 226V227H110ZM114 226H115V228H114ZM161 226V228H159ZM170 226V225H169ZM196 226H195V229H196ZM36 227V228H35ZM57 227H58V229L61 231V233H60V231L57 233L56 231H58V229H57ZM106 227V228H105ZM154 227V228H153ZM163 227V228H162ZM164 227H165V229L167 228V230H165L164 229ZM179 227V229H177ZM227 227V228H226ZM248 228V230L246 229V228ZM46 228V229H45ZM61 228V229H60ZM150 228H153V231L151 230V232H150ZM169 228H171V229H169ZM202 228V229H201ZM204 228V229H203ZM220 228H224L223 229V231L226 229V234H228V235H226L225 234V232L222 234V229H220ZM236 228V229H235ZM239 228V229H238ZM29 229V230H28ZM34 229H36V231L39 229H41V232L39 231V232H35L34 231ZM52 229H54V231H55V233H54V231H52ZM164 229V230H163ZM172 229H174V230H172ZM198 229H199V231H198ZM207 230V232L205 231L204 232V230ZM227 229H228V231H227ZM244 230V233H241L243 230ZM249 229H250V231H249ZM252 229H254L253 231H251ZM51 230V231H50ZM67 230H68V233H64V232H67ZM162 230V231H161ZM180 232V230H181V232H182V230H183V232H182V235H180L181 234V232L179 233L178 231ZM188 230L189 231H191L192 233H190V232H188ZM220 230V231H219ZM234 230V231H233ZM239 230H242V231H239ZM19 231V232H18ZM23 231H24V236H23ZM47 233H49V234H47ZM156 233H155V232ZM161 231V232H160ZM178 232L177 234L175 233L174 234V232ZM185 231H187L186 233H188V234H186L185 233ZM201 231V232H200ZM221 232V233H219V232ZM231 231V232H230ZM246 231V232H245ZM248 231V232H247ZM255 231V232H254ZM33 232H34V234H36V236L33 234ZM42 232H44L43 234H42ZM53 232V233H52ZM170 232V233H169ZM195 232H197V235H195L194 236V234H196ZM204 232V233H203ZM212 232V233H211ZM228 232V233H227ZM250 232H252L251 233V235L253 236H250L249 235V233ZM256 232H257V234L258 235H256ZM51 233H52V235H51ZM57 233V234H56ZM149 233H151L153 236L154 235H156V237H154V239L155 240H153V236H151V240H150V234ZM167 233V234H166ZM183 233H185L186 234V237H184L183 239H182V237H183ZM199 233V234H198ZM201 233H203L202 235H201ZM214 235L213 233H215V237L217 236V233H219L222 237V239L223 240H221V239H217L218 237H220V236H217L215 239L216 240H214L213 238H214V236L212 237V235ZM229 233H230V235H229ZM40 234H42V235H40ZM47 234V235H46ZM75 234V233H74ZM114 234V235H113ZM163 234H166V236H162ZM168 234H170V235H168ZM173 234V237L171 236ZM185 234H184V236H185ZM204 234H205V236L208 234V236L207 237H209V243H208V240L206 239V237H204ZM255 234V235H254ZM260 234V235H259ZM51 235V236H50ZM54 235V237H55V239H54V237H52ZM110 235V236H109ZM158 235H159V238H162L163 237V239L166 241L167 239H169V241H167V242H165L164 241V243H163V240H162V243H160V241H161V239L159 240V238H158ZM188 235H190V237L191 238H187V237H189ZM192 235H193V237L195 238H193L192 237ZM200 235H201V238H200ZM262 235H264V234H262ZM20 236V237H21ZM38 236H39V239H38ZM50 237L51 239L49 240V238H46V237ZM83 236V235H82ZM160 236H162V237H160ZM172 237V239H171V237ZM196 236H198L197 238H196ZM228 236V237H227ZM241 236H242V238H241ZM256 236H257V238H256ZM168 237V238H167ZM175 237H176V239H175ZM211 237H212V239H211ZM227 237V238H226ZM239 237V236H238ZM246 237V238H245ZM248 237V238H247ZM254 237H255V239H254ZM259 237V238H258ZM42 238V239H41ZM44 238V239H43ZM47 239V241H46V239ZM53 238V239H52ZM204 240H203V239ZM229 238V239H228ZM249 238H253V239H251V241L253 240V242L254 243H251V246L250 247H253V249L251 248V250H250V247L248 246V244H249V242H250V240H248ZM41 239V240H40ZM57 239V240H56ZM81 239V240H80ZM84 239H86V238H84ZM121 239H122V241H121ZM178 239H180V240H178ZM191 239V240H190ZM193 239V240H192ZM228 239V240H227ZM249 241H247V240ZM258 239V240H257ZM40 240V241H39ZM73 240H74V242H73ZM79 240H80V244H81V241H83V243L84 244H79ZM171 240V241H170ZM172 240H173V242H176V243H178L177 245H175L176 243H172ZM195 240H197V241H195ZM203 240V241H202ZM211 240L213 241V242H211ZM219 240H221L222 242H224V243H220L221 241H219ZM225 240H227V241H225ZM237 240H235V241H237ZM255 240V241H254ZM44 241V242H43ZM72 241V242H71ZM86 241V240H85ZM153 241H155L154 243H155V247L153 246V248H151L152 247V245H150V244H152L151 242ZM184 242V243H186L187 245H185L184 243H181V242ZM186 241V242H185ZM207 241V242H206ZM40 243V245H39V243ZM168 242H169V244H170V247L168 246L169 244H168ZM189 242H191L189 245H188V243ZM193 242V243H192ZM196 242V243H195ZM197 242H199V243H197ZM202 242V243H201ZM226 242V243H225ZM43 243V244H42ZM47 243V244H46ZM153 243V244H154ZM168 244V245H165L164 246V244ZM201 243V244H200ZM206 243L208 244V245H206ZM210 243H212L211 245H213V247L214 246H216L215 248L216 249H212V250H210L211 248H212V246L211 245H209ZM234 243V242H233ZM236 243V242H235ZM244 243V244H243ZM160 244H162L164 247V249H162V245L160 246ZM184 244V245H183ZM194 244L195 246H192V245ZM199 244V245H198ZM229 244H231V245H229ZM237 244L234 246V248H232L231 247V249H230V247H229V250L231 251V252H229V250H228V252L230 253V255H228V253L226 254V257L228 258L229 256L231 257V255L233 256H235V255H237V253H239L240 251V249L239 250H236V252L237 251H239V252H235V248H237ZM255 246H253V245ZM257 244H259L260 246H258ZM261 244H264V243H261ZM116 245V246H115ZM159 245V246H158ZM184 246L183 247V249H180V246ZM198 245V246H197ZM205 245V246H204ZM234 245V244H233ZM81 246V247H80ZM89 246H88V248H89ZM173 246H174V248H173ZM179 246V247H178ZM188 248H187V247ZM256 246H257V249H256ZM93 247V248H92ZM95 247V248H94ZM100 247V248H99ZM102 247V248H101ZM149 247V248H148ZM166 247H169V249L168 248H166ZM176 247L178 248V249H176ZM191 247L193 248L192 250H191ZM197 247H198V249H197ZM207 247L209 248V249H207ZM227 247H225V248H227ZM249 247V248H248ZM80 248V249H79ZM182 248V247H181ZM217 248H218V250H217ZM259 248H262V249H260V251H263L262 252V254H261V252H259ZM168 249V250H167ZM170 249H173V252H170L169 253V250ZM202 249V250H201ZM207 249V250H206ZM248 249H249V252H248ZM82 250V251H81ZM150 251V253H149V251ZM174 250L175 251H177V250H180V251H183V252H181L180 253V251H177L176 253H175V258L177 257V255L179 256V257H181L182 255H180V254H183V256L181 257V258H179V257H177V259H179V260H175V258H172L173 256H172V253H174ZM204 250V251H203ZM216 252H215V251ZM224 250V247H223V249H222V251ZM226 250V249H225ZM234 250V252L232 253V251ZM80 252V254H79V252ZM152 251H155V253L154 252H152ZM159 251V252H158ZM170 251H172V250H170ZM193 251H195L193 254H191ZM202 251V252H201ZM209 251V252H208ZM211 251V252H210ZM221 251V252H222ZM82 252H83V255H81L82 254ZM203 252H207V253H203ZM212 252H215V257L213 256V254H212ZM224 252V251H223ZM225 252H224V254H223V256L225 255ZM252 252V253H251ZM254 252V253H253ZM234 253H236V254H234ZM241 253V252H240ZM81 255V256H79V255ZM149 254V255H148ZM166 254L167 255H169L170 257H168V256H166ZM204 254H206L205 256H204ZM250 254L251 255H253V254H255V255H253V256H255L254 258H256V259H253V256L252 257H250ZM78 255V256H77ZM152 255H154L153 256V258L151 257ZM161 255V256H160ZM174 255V254H173ZM208 255V257H209V259H211V260H209L206 256ZM240 255V254H239ZM242 255V254H241ZM257 255L259 256V258L257 257ZM85 257L84 259L82 258V257ZM160 256V257H159ZM198 256H199V260L197 259L198 258ZM203 258H202V257ZM212 256V257H211ZM220 256V257H219ZM233 256V257H234ZM245 256H242V257H245ZM93 257V258H92ZM95 257H96V259H97V261L95 260ZM166 257V258H165ZM168 257V258H167ZM225 257V258H226ZM245 257V258H246ZM77 259V261H80L81 259ZM99 258V259H98ZM157 258V259H156ZM165 258V259H164ZM170 258V259H169ZM215 258V259H214ZM222 258V259H221ZM227 258L225 259L226 261H227ZM250 258V259H249ZM87 259V260H86ZM92 259H93V262H92ZM101 259V260H100ZM152 259V260H151ZM173 259L175 260V261H173ZM184 257L181 259V261H180V264L182 263H184V260L186 261V258L184 259ZM204 259V260H203ZM205 259H208L209 261H206ZM237 259V261H235ZM257 259L259 260V261H257ZM92 262H90V261ZM155 260V261H154ZM182 260H183V262H182ZM201 260V261H200ZM203 260V261H202ZM217 260H220V261H217ZM224 260V261H225ZM255 260V261H254ZM81 261V263H79V264H84L83 262ZM101 261H102V263H101ZM153 261V262H152ZM166 261V260H165ZM164 261V262H165ZM166 261V262H167ZM204 261H205V263H204ZM216 261V262H215ZM226 261H225V264H226ZM90 262V263H89ZM163 262V263H164ZM166 262L164 263V264H166ZM172 262H171V264H172ZM202 262V263H201ZM215 262V263H214ZM219 262V263H218ZM245 262V263H244ZM251 262H254V263H251ZM256 262V263H255ZM77 263V264H78ZM191 263V264H192ZM228 263V262H227ZM229 263H232V262H229ZM228 263V264H229ZM234 263H232V264H234ZM235 263V264H236Z\"/></svg>","mask_w":264,"mask_h":264}]
</instances>
